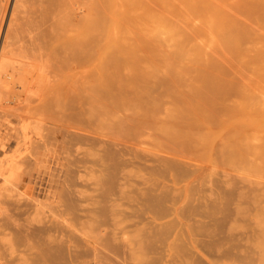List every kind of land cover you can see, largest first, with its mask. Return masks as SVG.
Instances as JSON below:
<instances>
[{
  "label": "rangeland",
  "instance_id": "obj_1",
  "mask_svg": "<svg viewBox=\"0 0 264 264\" xmlns=\"http://www.w3.org/2000/svg\"><path fill=\"white\" fill-rule=\"evenodd\" d=\"M20 1L0 57L46 82L0 75V264H257L263 4Z\"/></svg>",
  "mask_w": 264,
  "mask_h": 264
},
{
  "label": "bare ground",
  "instance_id": "obj_2",
  "mask_svg": "<svg viewBox=\"0 0 264 264\" xmlns=\"http://www.w3.org/2000/svg\"><path fill=\"white\" fill-rule=\"evenodd\" d=\"M15 1H16V0H15ZM19 1H20V0H19ZM26 1H27V0H26ZM55 1L58 2V0H55ZM55 1H54V3H53V0H52V1L49 0L48 2H46V3H47V6H48V5H51V6H52L51 3H53V4L55 5ZM62 1H63V0H62ZM245 1H248V0H245ZM245 1H244V2H245ZM20 2H21V1H20ZM29 2H31V1L29 0ZM252 2H254V4L252 3V5H250V7H251V6H254V5H255L256 7H258V6L261 7L262 4L264 5V0H253ZM31 3L34 4V2H31ZM43 3H44V1H43ZM245 3H248V4H249L250 2H245ZM245 3H244V4H245ZM21 4H23V3L21 2ZM28 4H29V3H28ZM60 4H61V3H60ZM19 5H20V4H19ZM44 5H45V4H44ZM54 5H53V6H54ZM263 5H262L263 8H261L262 11H263V9H264V6H263ZM58 6H59V5H58ZM60 6H61V5H60ZM247 6H248V5H247ZM22 7L24 8V6H22ZM27 7H28V6H27ZM27 7H26V8H27ZM36 7H37V6H36ZM36 7H35V10H37ZM49 8H50V7H49ZM50 9H53V8H50ZM50 9H49V10H50ZM253 9H255V8H253ZM257 9L259 10V8H256L255 10H257ZM27 10H28V8H27ZM47 10H48V9H47ZM49 10H48V11H49ZM25 11H26V9H25ZM31 11H32V7H31ZM33 11H34V10H33ZM33 11H32V12H33ZM42 11H43V10H42ZM57 11H58V10H57ZM259 11H260V10H259ZM26 12H27V11H26ZM38 12H39V11H38ZM260 12H261V11H260ZM44 13H45V10H44ZM49 13H50V11H49ZM255 13H256V12H255ZM28 14H29V11H28ZM33 14H35V12H34ZM51 14H52V12H51ZM37 16H38V15H37ZM39 16H40V15H39ZM39 16H38V17H39ZM45 16H46V15H45ZM28 17H29V16H28ZM40 17H42V16H40ZM46 17H48V15H47ZM49 17H51V15H49ZM42 19H45V17L42 18ZM49 19L51 20V18H49ZM52 19H53V17H52ZM57 19H58V18H57ZM36 21H37V19H36ZM44 21H45V20H44ZM46 21H48V20L46 19ZM53 21H54V19H53ZM33 22H34V20H33ZM38 22H41V20H40V21L38 20ZM49 22H50V21H49ZM43 23H44V22H43ZM46 23H48V22H46ZM51 24H52V23H51ZM34 25H35V24H34ZM34 25H33V26H34ZM36 25H37V24H36ZM36 25H35V26H36ZM48 25H49V23H48ZM42 26H43V25H42ZM42 26H41V27H42ZM28 27H29V26H28ZM37 28H38V27H36V29H37ZM39 28H40V27H39ZM39 28H38V30H39ZM49 28H50V27H49ZM27 29H28V28H27ZM30 30H31V29H30ZM38 30H37V32H40V31H38ZM41 33H43V32H41ZM29 34H30V33H29ZM35 34H36V33H35ZM42 35H43V34H42ZM260 35H261V34H260ZM33 37H34V36H33ZM49 37H50V34H49L48 38H49ZM260 37H262V36H260ZM39 38H40V37H39ZM39 38H38V39H39ZM25 39H26V38H25ZM258 41H259V40H258ZM24 42H25V41H24ZM24 42H23V43H24ZM37 42H38V41H37ZM27 43H28V42H27ZM259 43H260V41H259ZM259 43L257 44L258 47H259V45H260V46H261V45L264 46V43H263V42H262L263 44H261V43L259 44ZM24 44H25V43H24ZM32 44H34V43L32 42ZM35 44H36V43H35ZM27 45H28V44H27ZM42 45H43V44H42ZM33 46H34V45H33ZM45 46H46V45H45ZM29 48H30V47H29ZM34 48H35V47H34ZM37 48H38V47H37ZM40 48H42V47H40ZM46 48H47V47H46ZM42 49H43V48H42ZM21 50H22V49H21ZM24 50H25V49H24ZM24 50H23V51H24ZM33 50H34V49H33ZM262 50H263V49H262ZM31 51H32V50H31ZM43 51H44V50H43ZM25 52H26V51H25ZM40 52H42V51H40ZM250 52H251V51H250ZM253 52H254V51H253ZM26 53H27V52H26ZM35 53H36V52H35ZM248 53H249V52H248ZM256 53H258V52H256ZM27 54H28V53H27ZM31 54H34V53H31ZM259 54H260V53H259ZM18 55H19V54H18ZM23 55H24V53L22 54V58L24 57ZM40 55H41V54H40ZM42 55L45 56L43 53H42ZM252 55H253V54H252ZM252 55H250V56H251V58L253 59ZM260 55H261V54H260ZM260 55H259V56H260ZM263 55H264V54H262V55H261L262 57H261V58H258V60L264 58ZM25 56H26V55H25ZM35 56H36V58H37L38 60H40V59L37 57L36 54H35ZM35 56H34V58H35ZM38 56H39V55H38ZM48 56H49V54H48ZM17 57H18V56H17ZM28 57H29V56H28ZM36 58H35V59H36ZM40 58H42V57H40ZM24 59H27V61L30 60V59L28 60L27 57H24ZM24 59H22L21 62H15V63H17V64H14V63H13V62H14L13 59L9 58V56H8V57H0V75L4 76V77L6 78V81H7V82H10V81L16 82V81H17L18 84L21 85V87H22V86L24 87V90H25V87H27L29 81L32 82V83L38 84V85H40V84L45 85L44 83H45L46 81L42 80V78L45 79L44 76H42V73H43V72H42V73H37V71H36L37 76L34 75L35 77H33V78L30 76V78H32L31 80H29V79L27 78V75H28V74L26 75V73L32 72V71H31L32 69H31V65L29 66V64H28V63L26 62V60H24ZM37 59H36V62L38 61ZM15 60H16V59H15ZM19 60H21V57H20V59H19V57H18V61H19ZM23 60H24V61H23ZM41 60H42V59H41ZM43 60H44V59H43ZM46 60H48V58H47ZM250 60H251V59H250ZM16 61H17V60H16ZM30 61H31V60H30ZM48 61H49V60H48ZM48 61H47V62H48ZM261 61H262V60H261ZM31 62H32V61H31ZM256 62H257V61H256ZM263 62H264V61H263ZM41 63H42V62H41ZM41 63H38V64H41ZM34 64H35V61H34ZM38 64H35V65H38ZM45 64H46V63H45ZM258 64H261V63L259 62ZM262 64H264V63H262ZM254 65H255V64H254ZM34 67H35V66H34ZM34 67H33V69H36V68H37V67H35V68H34ZM38 67H39V65H38ZM46 67H47V65H46ZM260 67H262V66H260ZM260 67H259V68H260ZM40 68H42L41 65H40ZM254 68H255V66H254ZM38 69H39V68H38ZM257 69H258V68H257ZM262 69L264 70V65H263ZM39 70H40V69H39ZM42 70H43V69H42ZM47 70H48V68H47ZM34 72H35V70H34ZM45 73H46V72H45ZM33 74H35V73H33ZM263 74H264V73H263ZM263 74H262V76H263ZM43 75H45V74H43ZM46 75H47V73H46ZM46 75H45V77H46ZM257 75H259V74H257ZM41 76H42V77H41ZM41 81H43L44 83H41ZM4 82H5V80H4ZM8 84H9V83H8ZM5 85H6V84H5ZM30 85H31V84H30ZM30 85H28V87H29ZM43 85H41V86H43ZM1 86H4V84L1 85ZM33 86H34V85H33ZM41 86H40L39 88H42ZM8 87H10V86H8ZM28 87H27V88H28ZM5 88H7V85L5 86ZM5 88L2 87L1 90H2V89H5ZM35 88H38V86L36 87V85H35ZM9 89H10V88H9ZM9 89H8V91L6 90V91H7L6 93H8V92L10 93ZM29 89H30V88H28V90H29ZM0 93H1V92H0ZM1 94H2V93H1ZM8 96L10 97V94H9ZM13 96H14V95H13ZM1 98H2V97H1ZM1 98H0V99H1ZM3 98H4V97H3ZM246 100H248V98H246L245 101H246ZM0 101H1V100H0ZM250 101H251V100H250ZM252 101H253V100H252ZM252 101H251V102H248L247 105H249V106L252 105V107H253V102H254V101H253V102H252ZM243 102H244V101H243ZM0 103H1V102H0ZM249 103H251V105H250ZM243 105H245V102H244ZM256 107H257V106H256ZM245 108H246V106H245ZM254 108H255V107H254ZM243 109H244V107H243ZM246 109H247V108H246ZM255 109L258 110V108H255ZM80 110L83 112V110L79 107L78 113L80 112ZM257 110H255V111H257ZM247 111H248V110H247ZM249 111L251 112V110H249ZM258 111H259L260 114L262 115V118H261V119H263V121H264V108H262V109L260 108V110H258ZM258 111H257V113H258ZM82 112H81V113H82ZM253 113H254V112H253ZM248 114H249V113H248ZM252 115H253V114H252ZM258 115H259V113L257 114V116H258ZM255 116H256V115H255ZM257 116H256V117H257ZM253 119H254V118L250 117V119H248V121H254ZM256 119H258V118H256ZM255 121H256V120H255ZM81 136H82V135H81ZM88 137H89V136H88ZM82 139H83V138H82ZM93 140H96V139H93ZM84 141H86V139H85ZM93 142H94V141H93ZM95 142H96V141H95ZM116 150H118V148H117ZM116 150H115V151H116ZM126 152H127V151H126ZM116 155H117V154H116ZM132 155H133V154H132ZM162 157H163V156H162ZM166 157H167V156H166ZM166 157H163V158H166ZM169 157H170V156H169ZM167 158H168V157H167ZM171 158H172V156L170 157V159H171ZM159 160H160V159H159ZM161 160H163V159H161ZM176 160H177V159H176ZM11 161H12V160H11ZM120 161H121V160H120ZM164 161H165V160H164ZM182 161H183V160H182ZM167 162H168V161H167ZM172 162H174V160H173ZM176 162H177V161H176ZM176 162H174V163H176ZM170 163H171V162H170ZM177 163H178V162H177ZM177 163H176V164H177ZM3 164H4V163H3ZM9 165H10V164H9ZM162 165H164V164H162ZM165 165H166V164H165ZM170 165H171V164H170ZM174 165H175V164H174ZM166 166H167V165H166ZM177 166H178V165H177ZM8 167H9V166H8ZM13 168H14V167H13ZM162 169H163V168H162ZM12 170H13V169H12ZM15 170H16V168H15ZM166 170H168V169H166ZM3 171H4V170H3ZM7 171H8V170H7ZM157 171H158V170H157ZM174 171H175V170H174ZM174 171H173V172H174ZM179 171H180V170H179ZM190 171H192V169H191ZM193 171H195V170H193ZM193 171H192V172H193ZM4 172H6V171H4ZM8 172H9V171H8ZM158 172H159V171H158ZM158 172H157V173H158ZM175 172H176V171H175ZM9 173H10V172H9ZM154 173H155V172H154ZM181 173H182V172H181ZM155 174H156V173H155ZM159 174H160V173H159ZM179 174H180V173H179ZM183 174H185V173L180 174V176H181V175L184 176ZM190 174H191V172H190ZM6 175H7V174H6ZM160 175H162V174H160ZM185 175H186V174H185ZM7 176H8V175H7ZM186 176H187V175H186ZM174 177L177 178L178 175H177V176L174 175ZM163 178H164V177H163ZM166 178H167V176H166ZM168 178H169V177H168ZM173 179H175V178H173ZM155 180H156V179H155ZM169 180H170V179H169ZM14 181H15V178H14ZM163 182H164V181H163ZM175 182H176V181H175ZM6 183H8V182H5V181H4V184H6ZM154 183H155V182H154ZM157 183H159L158 180H157ZM165 183H166V182H164V184H165ZM2 184H3V183H2ZM8 185H9V184H8ZM158 185H159V184H158ZM6 186H7V185H6ZM6 186L4 185V188H5ZM163 186H164V185H161V187H163ZM165 186L167 187V185H165ZM155 187H156V186H155ZM1 188H2V187H1ZM1 188H0V189H1ZM156 188H157V187H156ZM173 188H174V187H173ZM176 189H177V188H176ZM3 190H6V189H3ZM3 190H2V192H1L2 194L4 193ZM8 190H10V189H8ZM165 190H166V189H165ZM167 190H168V189H167ZM173 190H174V189H173ZM167 192H168V191H167ZM170 193H171V192H170ZM175 194H176V193H175ZM177 194H178V193H177ZM169 195H170V194H169ZM169 195H168V196H169ZM173 196H174V195H173ZM173 196H172V197H173ZM160 199H161V198H160ZM170 199H171V197H170ZM177 199H178V198H177ZM168 200H169V199H168ZM168 200H167V201H168ZM163 201H164V200H163ZM169 201H170V200H169ZM161 202H162V201H161ZM191 208H192V207H191ZM194 209H195V207H194ZM183 210H184V209H183ZM172 211H173V210H172ZM193 211H194V210H193ZM160 213H161V211H160ZM160 213H159V211L157 212L158 215H159ZM162 214H163V213H162ZM179 214H180V213H179ZM184 214H185V213H184ZM189 214H190V213H189ZM189 214H188V217L190 216ZM160 215H161V214H160ZM153 216H154V215H153ZM164 216H165V215H164ZM181 216H182V215H181ZM186 216H187V215H186ZM186 216H185V217H186ZM181 224H182V223H181ZM162 225H163V224H162ZM194 227H196V226H194ZM202 227H203V226H202ZM202 227H201V229H202V230H205V228L203 229ZM193 229H194V228H193ZM193 229H192V230H193ZM198 230H199V229H198ZM0 234H1V233H0ZM0 237H1V236H0ZM1 239H2V237H1ZM3 239H4V238H3ZM0 242L3 243V241H0ZM4 242H5V241H4ZM262 242H264V241L262 240ZM262 242L260 241V242H259L260 245L258 244L259 247L257 246L258 249H260V251L257 249V253L261 252V253H259L258 255L256 254V256L260 257L257 261L255 260L257 264H258V262H259V264H264V257H263V259L261 258V256H264L263 250L261 251L262 244H263V246H264V243H262ZM260 246H261V247H260ZM4 247H5V246H4ZM1 248H2V247H1ZM3 249L5 250V248H3ZM184 250H185V249H184ZM252 251H253V250H252ZM258 251H259V252H258ZM4 252H5V251H4ZM4 252H3V253H4ZM249 253H250V252H249ZM260 255H261V256H260ZM5 257H6V255H5ZM251 257H252V256H251ZM1 258H2V257H1ZM17 258H18V257H16L15 259H17ZM249 258H250V257H249ZM2 259H3V258H2ZM10 259H11V258H10ZM255 259H257V257H255ZM259 260H260V261H259ZM3 261H4V260H3ZM11 261H12V259H11ZM255 261L253 260V262H255ZM14 263H16V262H14ZM3 264H4V263H3ZM16 264H17V263H16Z\"/></svg>",
  "mask_w": 264,
  "mask_h": 264
}]
</instances>
